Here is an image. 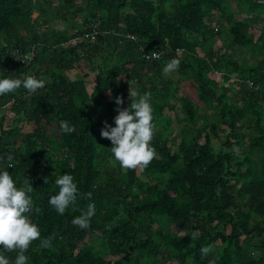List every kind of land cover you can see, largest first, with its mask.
<instances>
[{
  "label": "trees",
  "instance_id": "obj_1",
  "mask_svg": "<svg viewBox=\"0 0 264 264\" xmlns=\"http://www.w3.org/2000/svg\"><path fill=\"white\" fill-rule=\"evenodd\" d=\"M232 1L245 14L264 13L258 0H0V79L45 81L33 94L21 87L0 96V157L15 162L0 170L18 187L31 183L40 208L31 220L41 239L54 237L49 248L32 243L28 264H210L201 255L209 245L212 264H264V35L241 28L228 12ZM220 19L230 21L226 30ZM93 29L94 40L82 37ZM30 47L36 55L20 63L17 51ZM226 47L261 57L241 65ZM157 50L160 58L142 56ZM173 58L180 79H191L213 105L209 114L198 115L178 81L163 75ZM221 58L225 69L233 63L227 74L244 80L241 103L209 77ZM72 63L82 76L67 77ZM130 87L151 93L156 125V156L136 170L120 167L112 142L100 136L105 121L115 127V98L130 105ZM170 113L184 122L173 135ZM62 120L76 131L62 133ZM65 173L80 193H92L76 205L95 204L86 229L72 224L79 210L60 215L49 204Z\"/></svg>",
  "mask_w": 264,
  "mask_h": 264
},
{
  "label": "clouds",
  "instance_id": "obj_2",
  "mask_svg": "<svg viewBox=\"0 0 264 264\" xmlns=\"http://www.w3.org/2000/svg\"><path fill=\"white\" fill-rule=\"evenodd\" d=\"M146 58L157 59L154 51ZM180 67V60L173 58L163 67L162 73L165 77L177 71ZM23 87L29 94L45 87V81L29 75L20 78L0 79V96L14 93ZM130 105L127 108L120 107L124 104L122 96L115 98L117 113L114 117L115 127L105 121L101 129V136L112 142L110 148L115 161L123 169L136 170L147 168L156 156V150L151 146L154 138L156 125L153 123V107L151 104V93L143 95L130 87ZM59 127L62 133L71 134L76 131L74 125L69 121H60ZM14 157L9 154L7 157H0V164L8 169L14 167ZM27 180V179H26ZM47 183L48 180L46 179ZM58 193L49 199V204L60 214L71 207L73 211L79 210L81 214L72 220L74 226L81 229L90 227L91 218L95 214V204H88L86 210L76 207L78 197L91 198L92 193H80L78 185L71 174H62L54 181ZM31 183L17 186L7 170H0V264H28L29 257L26 255L34 241L39 240L42 248L52 246L54 237L41 239V231L37 224L33 223L30 214L40 212V208L34 206ZM192 240L198 238V233L191 235ZM212 246L201 248L202 257L208 256ZM7 253H15L14 261L10 260Z\"/></svg>",
  "mask_w": 264,
  "mask_h": 264
},
{
  "label": "rangeland",
  "instance_id": "obj_3",
  "mask_svg": "<svg viewBox=\"0 0 264 264\" xmlns=\"http://www.w3.org/2000/svg\"><path fill=\"white\" fill-rule=\"evenodd\" d=\"M230 3L232 5L230 9L232 10H228V12L232 13V17L235 20H237L238 23H240L239 25L243 30L253 33L254 37H257L260 33H263L264 35V13L263 14L253 13L248 15L242 12L241 10H239L236 7L234 1ZM220 21H221L220 24L221 29L226 30L228 25L230 24V21L228 22V20L226 19H220ZM34 23L38 27L41 26L39 20H35ZM223 35H225V33ZM220 45L221 44L219 43V41H217V44L215 43L212 45L213 50L217 49ZM226 48L228 49V54H230L231 60L241 65H250L254 63L256 59L261 57L260 54L253 55L251 50L247 48L244 49H236V48L231 49L230 47H226ZM196 50L200 55H202V52L204 51V49L201 50V48L199 47H197ZM221 51L222 49L219 52ZM223 61H225V58L224 60L221 58L216 63V67H215L216 72H214L209 77L214 79L215 83L217 84L216 85L217 89L220 90L224 89V91L228 93L231 98L241 103L242 101L240 99L243 97H247L248 96L247 92L244 88L239 87L238 85L239 82L234 81L233 79V77L235 76L234 73H232V75H229V73L227 74V72L231 70L233 63L228 64L227 68L225 69V67L223 66L224 64ZM73 67L75 68L72 69ZM65 72L67 74V77L69 78H78L79 76H82V72L79 68V65L76 63L75 64L72 63V65L68 67ZM168 76L178 81L179 93L186 95L188 99H190L193 102V105L196 108L198 115L202 116V114H209L212 111L213 105L211 104V102L209 103L208 101L204 100L202 94L199 93L197 85L191 79H182V78L180 79V75L177 73V71L171 73ZM176 112H177L176 116L178 117L183 116V112L181 111L180 107L178 106L176 107ZM170 115L172 119H171V124L168 128V132L169 134L173 135L176 134V131L183 125L184 122L175 120V115H173V113H170ZM201 116L199 117V122H201L200 120ZM213 143L215 145L217 144L215 140L213 141ZM89 233L91 236L96 235L94 231L91 232L89 231ZM208 255L211 260L210 264H212L213 263L212 252H210Z\"/></svg>",
  "mask_w": 264,
  "mask_h": 264
},
{
  "label": "built area",
  "instance_id": "obj_4",
  "mask_svg": "<svg viewBox=\"0 0 264 264\" xmlns=\"http://www.w3.org/2000/svg\"><path fill=\"white\" fill-rule=\"evenodd\" d=\"M258 1L264 2V0H258ZM98 33H99V31H97L96 29H93L91 31L85 32L82 35V37H85V38H87L89 40H94L95 39V36ZM135 37L136 36L134 34H131V33H126L125 34V38L135 39ZM152 52H154V51L144 52L142 54V56L145 59L150 60L152 58H146V57L149 56ZM155 52L157 53L158 58H160L162 56V54L164 53V51H162V50H157ZM35 55H36V50H35L34 47H30L29 49H27L25 51H17V57H18L20 63H24V64H27L30 61H32V59H33V57ZM214 72H216V70ZM233 79H234L235 82H243L244 81L243 79H240L238 76H234ZM246 83H247L248 87H252L253 89H257V86H254V84L252 83V81L246 79Z\"/></svg>",
  "mask_w": 264,
  "mask_h": 264
},
{
  "label": "crops",
  "instance_id": "obj_5",
  "mask_svg": "<svg viewBox=\"0 0 264 264\" xmlns=\"http://www.w3.org/2000/svg\"><path fill=\"white\" fill-rule=\"evenodd\" d=\"M75 67H73L72 69H74Z\"/></svg>",
  "mask_w": 264,
  "mask_h": 264
}]
</instances>
